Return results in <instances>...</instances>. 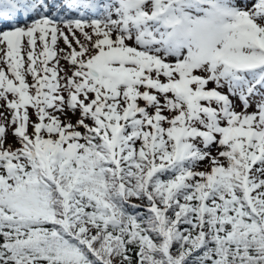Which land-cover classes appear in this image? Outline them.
I'll return each instance as SVG.
<instances>
[{"label": "snow or ice", "instance_id": "obj_1", "mask_svg": "<svg viewBox=\"0 0 264 264\" xmlns=\"http://www.w3.org/2000/svg\"><path fill=\"white\" fill-rule=\"evenodd\" d=\"M0 264H264V0H0Z\"/></svg>", "mask_w": 264, "mask_h": 264}, {"label": "rangeland", "instance_id": "obj_2", "mask_svg": "<svg viewBox=\"0 0 264 264\" xmlns=\"http://www.w3.org/2000/svg\"><path fill=\"white\" fill-rule=\"evenodd\" d=\"M61 46H63V45H61Z\"/></svg>", "mask_w": 264, "mask_h": 264}]
</instances>
